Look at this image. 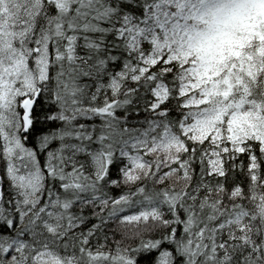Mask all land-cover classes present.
I'll return each mask as SVG.
<instances>
[{
	"label": "snow or ice",
	"instance_id": "snow-or-ice-1",
	"mask_svg": "<svg viewBox=\"0 0 264 264\" xmlns=\"http://www.w3.org/2000/svg\"><path fill=\"white\" fill-rule=\"evenodd\" d=\"M0 264H264V0H0Z\"/></svg>",
	"mask_w": 264,
	"mask_h": 264
}]
</instances>
